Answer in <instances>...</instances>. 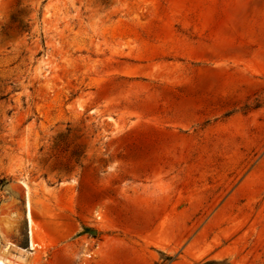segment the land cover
<instances>
[{
    "label": "rangeland",
    "instance_id": "rangeland-1",
    "mask_svg": "<svg viewBox=\"0 0 264 264\" xmlns=\"http://www.w3.org/2000/svg\"><path fill=\"white\" fill-rule=\"evenodd\" d=\"M0 259L264 264V0H0Z\"/></svg>",
    "mask_w": 264,
    "mask_h": 264
},
{
    "label": "bare ground",
    "instance_id": "bare-ground-1",
    "mask_svg": "<svg viewBox=\"0 0 264 264\" xmlns=\"http://www.w3.org/2000/svg\"><path fill=\"white\" fill-rule=\"evenodd\" d=\"M29 204L30 203H28V209H29V211L27 212V220L29 221V225H30L29 228H30V231H31V233H30V235H31L30 236V249L31 250H35L34 234H33V231H32L33 220H32V214L30 212L31 210H30V205ZM4 259H0V264H19V263H13L11 261H8V259L7 260H4Z\"/></svg>",
    "mask_w": 264,
    "mask_h": 264
}]
</instances>
